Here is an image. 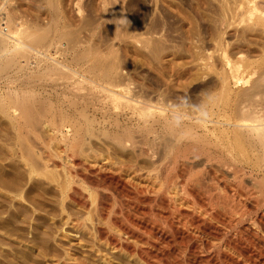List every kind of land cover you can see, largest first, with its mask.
<instances>
[{"label": "bare ground", "instance_id": "bare-ground-1", "mask_svg": "<svg viewBox=\"0 0 264 264\" xmlns=\"http://www.w3.org/2000/svg\"><path fill=\"white\" fill-rule=\"evenodd\" d=\"M240 13L264 27L257 0H241ZM5 26L0 73L28 49L39 52L43 71L59 69L38 47L46 28ZM82 58L101 66L91 51ZM259 61L264 72V51ZM261 89L264 76L248 95ZM61 94L77 115L51 101L27 108L15 96L5 108L0 99L12 126L45 122L47 140L35 138L53 152L36 163L20 150L5 162L0 134V264H116L109 252L126 264H264V112L234 103L233 116L223 111L212 121L219 128L208 129L191 111L133 86L74 83ZM106 166L112 171L102 172ZM124 167L142 180H127ZM72 210L82 211L83 228L65 227Z\"/></svg>", "mask_w": 264, "mask_h": 264}, {"label": "rangeland", "instance_id": "rangeland-1", "mask_svg": "<svg viewBox=\"0 0 264 264\" xmlns=\"http://www.w3.org/2000/svg\"><path fill=\"white\" fill-rule=\"evenodd\" d=\"M257 3L264 16V0ZM240 6L241 0H0V26L8 28L4 32L10 23L25 31L46 28L49 35L38 47L49 50V57L61 62L59 69L66 73L43 71L39 52L28 49L18 56V65L0 73V99L5 108L15 96L17 104L27 108L51 101L68 115H77L61 90L74 83L110 82L141 88L144 95L163 99L164 106L191 111L208 129L219 128L212 121L223 111L232 117L234 103L249 102L262 113L264 89L248 94L254 81L264 76L259 67L264 27L242 15ZM120 26L123 31L117 36ZM88 51L98 54L101 66L90 68L82 58ZM54 59L48 58V63L53 65ZM52 116L46 113L42 119L48 123ZM36 133L47 140L45 122L21 119L12 126L0 116L4 161L15 162L20 150L31 151L36 163L46 159L52 151ZM89 161L97 166L94 157ZM101 171L112 170L106 166ZM120 171L127 180H142L128 168ZM56 217L59 223L61 217ZM64 221L68 228H83L86 222L77 210L62 217ZM107 256L126 264L114 253Z\"/></svg>", "mask_w": 264, "mask_h": 264}, {"label": "built area", "instance_id": "built-area-1", "mask_svg": "<svg viewBox=\"0 0 264 264\" xmlns=\"http://www.w3.org/2000/svg\"><path fill=\"white\" fill-rule=\"evenodd\" d=\"M6 29V27H4V30Z\"/></svg>", "mask_w": 264, "mask_h": 264}]
</instances>
